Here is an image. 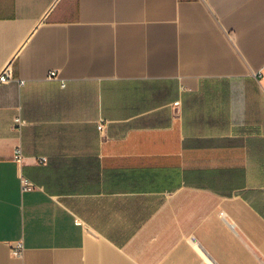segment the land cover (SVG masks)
I'll return each mask as SVG.
<instances>
[{"label":"crops","instance_id":"crops-1","mask_svg":"<svg viewBox=\"0 0 264 264\" xmlns=\"http://www.w3.org/2000/svg\"><path fill=\"white\" fill-rule=\"evenodd\" d=\"M6 68L0 264H264V0H0Z\"/></svg>","mask_w":264,"mask_h":264},{"label":"built area","instance_id":"built-area-1","mask_svg":"<svg viewBox=\"0 0 264 264\" xmlns=\"http://www.w3.org/2000/svg\"><path fill=\"white\" fill-rule=\"evenodd\" d=\"M259 75H261V72L258 73ZM50 78H56L57 77V74L55 71H52L50 73ZM12 79V73L10 71L9 68H6L2 73H0V84H5V83H8L10 82V80ZM22 83V82H21ZM15 125L20 127V126H23V122L20 118H16L15 119ZM99 130L101 131V133H103L105 131V127H104V124H100L99 126ZM14 160L18 163H21L22 160H23V155H22V150L21 148H17L15 151H14ZM47 160L46 159H41L40 160V163H45ZM22 186H23V189L24 190H32L33 189V184L27 180L26 178H23L22 177ZM14 255L16 256H20L21 255V251H20V247L19 248H16L14 251H13Z\"/></svg>","mask_w":264,"mask_h":264}]
</instances>
